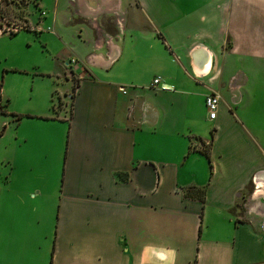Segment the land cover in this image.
I'll use <instances>...</instances> for the list:
<instances>
[{
    "label": "crops",
    "instance_id": "0c3cea01",
    "mask_svg": "<svg viewBox=\"0 0 264 264\" xmlns=\"http://www.w3.org/2000/svg\"><path fill=\"white\" fill-rule=\"evenodd\" d=\"M34 1L78 81L26 119L0 264H264V0Z\"/></svg>",
    "mask_w": 264,
    "mask_h": 264
},
{
    "label": "rangeland",
    "instance_id": "374dc122",
    "mask_svg": "<svg viewBox=\"0 0 264 264\" xmlns=\"http://www.w3.org/2000/svg\"><path fill=\"white\" fill-rule=\"evenodd\" d=\"M1 6L5 12L4 23L8 25L5 33L0 35V84L2 97L9 105L8 115L0 118V126H5L0 137V192L1 189L34 185L30 178L33 166H30L32 162L24 142L26 119L48 112L53 90L60 92L63 87L67 94L73 92L78 81L74 71L79 68L77 59L68 60L66 66L72 72V90V82L65 84L63 79L59 82L65 85L57 86L53 75L58 65L55 53L61 46L54 40L51 27L37 31L36 26L46 18L45 13L39 10L34 0H4ZM15 29L20 30L11 35ZM61 97L53 98V114L60 115L61 109L65 112L70 109L71 101H67L65 108ZM17 117L21 119L16 121Z\"/></svg>",
    "mask_w": 264,
    "mask_h": 264
},
{
    "label": "built area",
    "instance_id": "2783aa9c",
    "mask_svg": "<svg viewBox=\"0 0 264 264\" xmlns=\"http://www.w3.org/2000/svg\"><path fill=\"white\" fill-rule=\"evenodd\" d=\"M71 64L74 62H70ZM152 88H159L161 90H171L172 87L161 83L160 78H155L151 84ZM220 97L217 93H210L205 97L204 105L207 111L208 119L214 120L217 115V110L219 107Z\"/></svg>",
    "mask_w": 264,
    "mask_h": 264
},
{
    "label": "trees",
    "instance_id": "16d2710c",
    "mask_svg": "<svg viewBox=\"0 0 264 264\" xmlns=\"http://www.w3.org/2000/svg\"><path fill=\"white\" fill-rule=\"evenodd\" d=\"M4 2V0L0 1V35L5 33V30L7 28V25H5L4 21H5V12L1 6V4ZM20 29H15L12 32H10L11 35H14L17 31H19ZM2 88H1V84H0V118L1 117H5L8 115V105L9 102L4 100L2 97ZM12 117H16L15 115H12ZM16 121H19L21 118L17 117ZM5 126H0V137L2 136L3 130H4ZM202 153L209 159V155H208V149L203 148L201 149Z\"/></svg>",
    "mask_w": 264,
    "mask_h": 264
},
{
    "label": "clouds",
    "instance_id": "9594fccd",
    "mask_svg": "<svg viewBox=\"0 0 264 264\" xmlns=\"http://www.w3.org/2000/svg\"><path fill=\"white\" fill-rule=\"evenodd\" d=\"M163 258V257H162Z\"/></svg>",
    "mask_w": 264,
    "mask_h": 264
}]
</instances>
